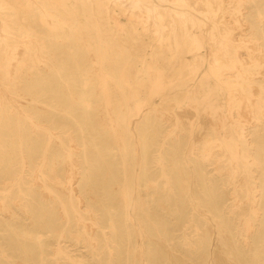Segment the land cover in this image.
I'll list each match as a JSON object with an SVG mask.
<instances>
[{"label":"bare ground","instance_id":"obj_1","mask_svg":"<svg viewBox=\"0 0 264 264\" xmlns=\"http://www.w3.org/2000/svg\"><path fill=\"white\" fill-rule=\"evenodd\" d=\"M201 1L206 7L202 15L210 17L212 3L223 0ZM245 1L251 4L241 20L262 52V69L247 68L248 61H240L227 36L220 40L223 55L242 67L234 82L250 95L251 117L240 119L233 100L223 103L220 98L216 66L198 74L205 61L198 51L204 46V21L201 13L176 6L185 0H0V183L5 181L0 210L11 214L20 205L36 226L15 232L24 240L23 264H47L44 228L58 238L52 252L58 264H85L62 244L66 228L54 227L60 216V223L75 222L71 236L100 256L98 264H176L171 254L176 259L196 256L203 264H264V10L258 0ZM210 18L215 25L214 16ZM45 72L54 75L48 78ZM257 72L262 74L259 79L253 75ZM256 83L258 96L253 92ZM158 94L167 110L181 103L203 105L215 120L214 128L225 133L212 136L209 147L190 140L184 148L181 134L187 133L178 132L185 129L178 117L171 118L174 125L168 130L158 123L160 107L153 101ZM227 105L234 121L226 127L229 117L221 113ZM192 125L190 135L197 127ZM169 138L170 160L168 150L164 152ZM217 145L219 151L213 149ZM180 150H185V163L194 175L175 161ZM113 152L120 156L121 172L109 160ZM151 152H157V173L150 172ZM190 155L218 162L220 170L221 163L228 164L225 186L232 185L231 213L226 215L220 195L212 198L211 179ZM159 178L167 194L160 206L173 215L169 220L152 205L160 198ZM33 185L53 198L60 216L49 202L37 199ZM177 185L192 210L210 213L216 242L210 226L203 227L195 217L184 220L186 208L173 202L180 193ZM193 185L198 193L196 188L191 192ZM90 192L100 197L97 205L87 201ZM179 223L194 237L185 232L176 243L171 226ZM154 236L167 252L153 243ZM32 243L39 251L38 263L28 261L35 259ZM2 255L14 256L4 249Z\"/></svg>","mask_w":264,"mask_h":264},{"label":"rangeland","instance_id":"obj_2","mask_svg":"<svg viewBox=\"0 0 264 264\" xmlns=\"http://www.w3.org/2000/svg\"><path fill=\"white\" fill-rule=\"evenodd\" d=\"M193 1H196V0H193ZM193 1L191 2V0H190V2H191L190 3L189 0H187V1L185 0V2H187V3L184 2L182 5L177 4L176 6H178V8H182V9L184 8L186 10H190L194 13H201V14H199V16L204 21V23L201 25V28L203 31L202 34H203L204 46L202 48L198 49V51H200L204 54L205 61H204L203 67L198 69V74L202 75L206 70L209 69V66L215 65L216 66L215 69L218 72L217 78L222 83L221 88L218 89V93L220 94L221 100L224 101L223 103H228V101H230V99H231V100H233V104H235L234 105V108H235L234 115L237 116V118L246 119L248 117H251V113L249 110L250 107L248 106L250 95H248V93L246 91H243L234 82V80L237 77L236 74H237L238 70L240 68H242L240 66V62L233 63L231 61V58L229 57V55H223L224 50L221 48V47H223V44L220 43L221 38L224 35H226L227 38L232 43V45L230 46L231 50H236L238 57L240 54V56H241V57H239L240 61L243 58H244L243 60L248 61L245 64V66H247V68L252 69V70H254L255 68H256V70L262 69L261 68L262 64H260L263 60L262 52L259 49V47L257 46V44L254 41L250 40V38L248 37L247 32H249V29L246 28V25L243 26L244 22L241 20L242 12L246 10V7L248 5H250L251 2H248L246 5V4H244V3H246L245 0H229V1L223 0L221 3H219L217 1L218 4H216V1H214L212 3L213 12H211L212 14H209L210 17L214 16L215 21L217 22V23H215V25H213L212 24L213 23L212 18H210L208 16L205 17L202 15L204 12H206V7H205L204 3L201 0H197V2H195V3ZM198 1L200 3H203V4L200 5V3ZM234 3H235V5H234ZM166 4H172V3H171V1H167ZM192 4L195 5V7L192 6ZM214 4H216L217 7ZM257 4L264 10V0H258ZM191 6L193 7V9L198 7V10H197V8L195 10H193L191 8ZM223 6H224V8H223ZM201 7H202V9L203 8H205V9L201 10ZM199 8H200V10H199ZM216 8H217V10H216ZM222 8H223V10H222ZM230 11H231V14L229 13ZM227 13H229V14H227ZM126 15H122V19L125 21H127ZM225 18H226V20H225ZM231 18H232V20H227V19H231ZM226 21H229L228 23H231V24L226 23ZM222 26L223 27L225 26L224 29ZM231 26H232V28H231ZM221 28L223 29L222 33H220L222 30ZM191 29L197 31V29H199V28H196L195 26H191ZM236 33H238V34H236ZM233 35L234 36L236 35L235 36L236 38L234 37V39H233ZM229 36H232L231 37L232 39ZM209 37H210V39H209ZM237 38H238V40H235ZM210 40H212V41H210ZM216 40H218V41H216ZM215 41H216V43H215ZM211 42L212 43L214 42L215 45H214V43H213V45H210V44H212ZM209 46H212V49L214 48V50L213 51L210 50L211 47H209ZM214 46H216V47H214ZM217 48H218V50H217ZM239 50L242 52H239ZM243 50H245V51H243ZM218 56H220V57L222 56V58H220V57L218 58ZM226 58H228V59H226ZM219 59H221V60H219ZM92 64H93V61H92ZM224 70H226V71H224ZM225 72H227V73L225 74ZM53 75L54 74H52L51 72H45V74H43V76L48 77V78H52ZM253 75L255 77H257L258 79L260 77H262V74L258 73V72L254 73ZM211 80H213V79H211ZM257 87H258V89H257ZM254 90H256V91H254ZM257 90H258V92H257ZM253 92L254 93L256 92L255 96H258L260 94V87L257 83L253 86ZM234 93L236 94V96ZM239 94H240V96H239ZM243 96H245V97H243ZM153 101L155 102L157 107L158 106L160 107V110H158V112H156V114L158 113V115H159L157 118L160 120L158 122L160 125L168 127L167 128V130H168V129H171L174 125L171 118L178 117L180 119V121L182 122L181 125L184 126L185 129L179 130L178 132L181 133L183 131L184 133H187V135L181 134L182 135V137H181L182 142L181 143L184 146V148L187 146V144L189 143L190 140L195 141L196 144L199 146H204V145L208 144L207 147H209V141L208 140H210L212 138V136L218 135L222 132L225 133V130H223L222 128L221 129L214 128L215 120H213L211 112L207 111L203 105H199L198 108H196L195 106H190L188 103H181L180 105H174L170 109L167 110V109L163 108L162 97L159 94L153 98ZM227 108H228V105L225 107V109H226L225 112L221 113L225 117H229L228 118L229 120H226V122H225L226 127L231 123V121H234V120H231L230 112ZM243 110H244V112H243ZM240 111H242V112H240ZM241 113H243V114H241ZM246 113L248 115H246ZM47 114H49V113H47ZM246 116H248V117H246ZM209 118H211V119H209ZM192 124H196L197 127H195V129L192 130V135H190L191 129H189V128L191 126H193ZM162 131H163V129H162ZM260 132L264 133V130L260 129ZM104 139H106L105 136H104ZM159 140H161V138H159ZM219 141L220 140H216V143H218ZM167 144H169V146L167 147V145H166L164 152L166 153L168 150L169 155L167 154V159L170 160L172 158L170 155V146L173 145L172 138L171 139L169 138L167 140ZM214 145H216V144H214ZM213 149L215 151H219L220 145L214 146ZM114 151H116V150H114ZM184 152H185V150H180V152L178 151L174 156L175 161L178 162V165H181V167L184 168L187 172H190V173H192V175H194V170L190 169L189 166L185 163V159H184L185 153ZM156 154H157V152L156 153L151 152L149 154V158H150L149 166H150V172L151 173L159 172L158 168L154 165V157ZM112 155L113 156H111V159H109V160H112L114 162L115 171L121 172L120 156H114V152L112 153ZM190 158L194 161V163L198 167H201L204 171H206V173H207L206 176H207L208 181L211 179L212 185H210L211 186L210 189H211L212 198L213 197L215 198V196H217V197L221 196L222 197V208L226 212V215H228V213H231L230 212L231 204H232V202H234V200L231 198H228V197L231 195V194H229V191L232 190L231 189L232 185H229L227 187L225 186V183H227L228 180L230 179L229 169H227L228 164L226 162L221 163L222 164L221 166H223L224 168L222 170H220V169H216V166L220 164L218 162L214 161L211 163V162L203 161L202 158L194 156V155H190ZM35 159H37V157ZM60 164H62V163H60ZM64 180L67 181V177H64ZM159 184L161 187L160 192H159L160 198L158 200L152 202L153 209L155 211L156 210L159 211L162 219L165 220V218H166L169 220L173 217V215L170 213L169 210H167V208H163L162 206H160L161 203L165 202L164 199L167 197L166 192H164V190H163V181L161 178H159ZM0 187H1V189H5L4 188L5 187V181H2L0 183ZM52 187L55 191L58 192V194L62 193L63 195H66V193L61 188H59L58 186H55L52 184ZM177 187H178L177 191H179L180 193H178L175 197L173 196V198H174L173 202L176 203L180 207L186 208L187 215L185 216L184 220H188L191 217H195L198 221L202 222L201 224L203 227H209L210 226L209 228H210V231L212 229L213 241L216 242L217 226L215 224V221L212 218H210V213L209 212H203L201 210L199 212H195L194 210H192V207L190 206L187 195L186 194L181 195L182 194L181 188L179 185H177ZM201 187H202V180L200 181V188ZM195 188H196L195 192L198 193L197 190L199 187L193 185V188L191 189V192L193 194L195 193L194 192ZM33 189L35 191L34 195L37 197V199L39 201L49 202L52 206L55 207L56 214L58 216H60V214H59L60 211L58 209L56 210L57 205L55 204L53 198L44 196V194H42V192L40 191V188L38 185H33ZM113 191L117 192L118 190L113 189ZM2 195H5V193L0 192V196H2ZM95 197H96V200H95ZM86 198H87L88 202H90L94 205H97L98 199L100 197H97L94 193L90 192L89 194L86 195ZM175 199H177V201H175ZM211 204H212V201H211ZM105 216H108V215L106 214ZM58 219H59L58 224L56 223V225H54V227L57 226V228H58V227L63 226L66 228V232H67L66 233L67 235L62 239L63 240L62 244L65 247H67V249H69L71 251L70 252L71 254H74V255H77L78 257H80L84 261L85 264H98L100 256H95L93 251L90 250L89 246H86L82 242L77 243L76 239L71 236L70 233L72 231H74L77 227L75 222L65 224L64 222H62V223L59 222V221H61V216L58 217ZM235 220H236V222L239 221L238 218H235ZM207 222H208V224H207ZM105 224H107V223H105ZM86 226L88 227L90 232H92V228H91L92 226H91L90 220H87ZM84 227L85 226L82 225L81 228L84 229ZM174 228L176 230H174L173 235L175 237L176 243H179V241H182L185 232L190 236V238H193L195 235V233L193 231L185 229V224L179 223L176 226L172 225L171 230L173 231ZM34 229H36V226L34 227V224L32 223L31 217L28 215V213L20 205H15L13 207V213H11V214L9 212H5V211L0 210V264H23V260L25 259V257H22V255H24V252H23L21 246H23L24 240L18 239L15 232H19L22 230H34ZM47 229L46 228L40 229V230H42V233H43L42 238L45 240V243H46V251L48 253H50V255L47 257V264H58L56 262V260L53 258L52 252H53V248L58 245L59 241H58V238L56 237V235H53V232L48 231ZM153 243L157 244V245H161L164 253H165V251L167 252L166 245L158 237L154 236ZM32 244L34 245V247L36 246L35 243H32ZM3 249L6 250V252H8L14 256H10L8 258L4 257L2 255ZM186 251H187V249H183V253H185ZM187 253H189V252H187ZM38 254H39V251L35 247V259L34 260L28 259V261L29 262L34 261V262L38 263L40 261ZM107 257H108V251L105 250L102 253V259L104 262L107 260ZM171 257L174 259V262L176 264H203V262L198 261V259H196V256H193L194 258H192V259H189L188 257H183V256L182 257L180 256L179 259H176V255L171 254ZM219 258H221V257H219Z\"/></svg>","mask_w":264,"mask_h":264}]
</instances>
